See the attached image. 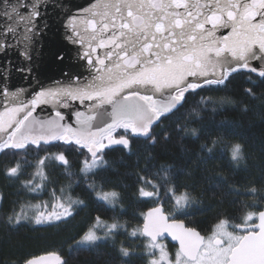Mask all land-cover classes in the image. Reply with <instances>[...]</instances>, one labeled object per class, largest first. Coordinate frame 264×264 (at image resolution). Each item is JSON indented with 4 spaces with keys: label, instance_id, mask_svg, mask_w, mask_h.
<instances>
[{
    "label": "trees",
    "instance_id": "obj_1",
    "mask_svg": "<svg viewBox=\"0 0 264 264\" xmlns=\"http://www.w3.org/2000/svg\"><path fill=\"white\" fill-rule=\"evenodd\" d=\"M225 78L184 90L147 138L127 126L111 132L126 147L92 155L62 137L0 150V264H25L49 252L64 264H147L139 244L146 240L128 233L157 205L202 235L221 222L243 225L257 216L264 207V73L243 67ZM107 193L115 195L113 205L102 197ZM176 198L184 202L178 208ZM38 206L62 217L36 224ZM95 221L124 230L83 242Z\"/></svg>",
    "mask_w": 264,
    "mask_h": 264
},
{
    "label": "water",
    "instance_id": "obj_2",
    "mask_svg": "<svg viewBox=\"0 0 264 264\" xmlns=\"http://www.w3.org/2000/svg\"><path fill=\"white\" fill-rule=\"evenodd\" d=\"M92 2L65 0L73 9ZM108 10L117 24L125 22L138 34L139 43L134 48L97 49L96 56L104 63L92 57L89 65L79 59V46L65 39V17L48 8L49 14L41 17L48 28L32 50L34 77L28 80L12 71L7 87L0 88V146L11 136L15 147L63 137L88 147L92 155L101 138L104 149L126 147L127 140L114 139L111 132L127 126L133 136L147 138L149 128L178 106L182 97L177 93L189 85L222 83L243 67L264 73V3L260 0H111ZM59 52L65 55L63 62L55 59ZM7 59L16 66L22 63L12 51L0 56V66ZM65 72L70 75L63 77ZM61 78L63 82H58ZM162 207L144 213L142 238L153 244L166 241L176 246L184 260L195 262L204 251V236L170 220ZM236 230L249 232L231 250L226 264H264V207L253 226ZM213 244L220 242L216 239ZM28 261L64 264L56 252Z\"/></svg>",
    "mask_w": 264,
    "mask_h": 264
},
{
    "label": "snow or ice",
    "instance_id": "obj_3",
    "mask_svg": "<svg viewBox=\"0 0 264 264\" xmlns=\"http://www.w3.org/2000/svg\"><path fill=\"white\" fill-rule=\"evenodd\" d=\"M260 2L264 3V0ZM110 3L111 0H95V2L73 9L70 4L65 3V0H0V38H2L0 39V56L15 51L22 61L19 66L14 65L11 59L3 62L0 66V88L7 87L6 82L10 81L12 71L22 73L28 80L34 77L31 67L32 50L37 45L38 38L48 28L47 20L41 21V17L49 14V7L65 17L63 21L65 39L79 46V59L87 60L89 65L92 64V57L98 63H104L99 56H96L97 49L134 48L139 43L140 37L130 29L127 23L117 24L116 17L108 10ZM118 10L117 8L116 11ZM213 19L218 21V17H213ZM25 21H27L26 24ZM190 39H195V37ZM156 47L159 45L157 44ZM168 47L169 45L166 44L165 48ZM112 55L113 53L109 52L108 58L111 59ZM120 55L123 57L124 53ZM55 59L63 62L64 53H57ZM85 71H91V68ZM69 75L67 72L62 74L63 77ZM58 82H63L62 78ZM20 219L18 215L15 222L19 223ZM47 219L48 217L41 213L35 217V222L40 224ZM85 240L94 242L96 237L89 234ZM26 264H32V262L28 261Z\"/></svg>",
    "mask_w": 264,
    "mask_h": 264
},
{
    "label": "rangeland",
    "instance_id": "obj_4",
    "mask_svg": "<svg viewBox=\"0 0 264 264\" xmlns=\"http://www.w3.org/2000/svg\"><path fill=\"white\" fill-rule=\"evenodd\" d=\"M191 86L192 85H189L187 88ZM182 94L183 91H180L178 92L177 95L179 97H182ZM11 138L12 137L10 136L8 140H6V142L2 146H0V150L4 149L6 146L11 144ZM100 146L101 144H97L96 148ZM95 166H97L96 161H92L89 165V168L92 169ZM145 196L147 198L152 197L149 194H145ZM102 197L104 198V200H106V202L109 205H113L115 202V195L113 193L103 194ZM175 203L177 205L176 208H178L179 206H182L184 202L182 198H176ZM33 211L35 212V215L32 217L34 221H35V217L38 214L42 213L44 216H46L45 213L47 212L46 209L42 211L41 206L40 207L38 206L37 209L35 208ZM47 217L48 219L42 221V223L40 224H47L54 222L58 220L60 217H62V215L53 214ZM255 218H256L255 215L248 216L245 219L244 224L247 223L249 224ZM225 225H226L225 223H219L214 227V229L211 232L210 238L205 242L204 247H202L204 249V252H201L199 254L195 262H189L187 260H184V258L179 254L177 250L170 251L167 247V244L164 241L158 242L156 244H153L146 239H145L146 242L144 243H140L139 241L137 242H139V244H141L145 250L147 264H226L227 262L226 257H228V255L230 254V251L233 248V246L237 245L239 239L237 238V236H234V234L232 235V233L229 232L228 227ZM117 229H119V231H123L124 227L115 225L114 223L112 224V223H104L102 221H95L93 227L83 237V242L92 243L85 240V237H87L89 234H92L95 235L96 237V240L94 241L96 243V241L105 239L107 236H110ZM140 229L141 228L130 230L128 235L134 240L136 238L139 240V238L142 237ZM215 238H220L223 244L220 246H215L212 243V241Z\"/></svg>",
    "mask_w": 264,
    "mask_h": 264
},
{
    "label": "flooded vegetation",
    "instance_id": "obj_5",
    "mask_svg": "<svg viewBox=\"0 0 264 264\" xmlns=\"http://www.w3.org/2000/svg\"><path fill=\"white\" fill-rule=\"evenodd\" d=\"M98 144H101V146L100 147H98L97 149H101V148H103L104 147V144H105V142H104V138H101V140L99 141V143ZM221 223H225L226 225L225 226H227L228 227V230H229V232L230 233H232V235L234 234V236H237V238L239 239V241H240V239L243 237V235L245 234V233H248L249 231H245V232H239V231H237L236 230V227L237 226H243V227H251V226H253V224H255L256 223V218L252 221V222H250L249 224L247 223V224H244L243 223V225L242 224H237V225H232V224H230V223H227V222H221ZM212 232V231H211ZM211 232H209L208 234H206V235H203L204 237V245H205V242L210 238V236H211ZM216 239H218L219 240V242H220V245H222L223 244V242H222V240L220 239V238H215L213 241H212V243L216 240ZM166 244H169V243H167L166 241H164ZM219 245V246H220ZM174 248H176V246H174V245H172ZM233 248H234V246H233ZM232 248V249H233ZM231 249V250H232ZM175 250H177V248L175 249ZM202 252H204V251H202ZM231 252V251H230ZM229 256V255H228ZM227 258V257H226ZM227 260H228V258H227ZM227 263V262H226Z\"/></svg>",
    "mask_w": 264,
    "mask_h": 264
},
{
    "label": "bare ground",
    "instance_id": "obj_6",
    "mask_svg": "<svg viewBox=\"0 0 264 264\" xmlns=\"http://www.w3.org/2000/svg\"><path fill=\"white\" fill-rule=\"evenodd\" d=\"M177 94H178V93H177ZM10 145H11V144H10ZM25 145H26V144H25ZM25 145H24V146H25ZM12 146H13V145H12ZM14 147H15V146H14Z\"/></svg>",
    "mask_w": 264,
    "mask_h": 264
}]
</instances>
